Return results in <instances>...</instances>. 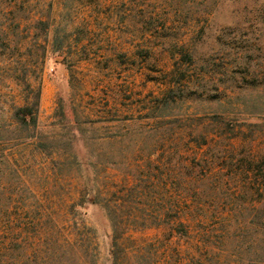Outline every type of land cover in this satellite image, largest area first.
I'll use <instances>...</instances> for the list:
<instances>
[{"label": "rangeland", "instance_id": "1", "mask_svg": "<svg viewBox=\"0 0 264 264\" xmlns=\"http://www.w3.org/2000/svg\"><path fill=\"white\" fill-rule=\"evenodd\" d=\"M37 91L51 154L1 143L0 264L77 201L95 264H264V0H0V124Z\"/></svg>", "mask_w": 264, "mask_h": 264}, {"label": "trees", "instance_id": "2", "mask_svg": "<svg viewBox=\"0 0 264 264\" xmlns=\"http://www.w3.org/2000/svg\"><path fill=\"white\" fill-rule=\"evenodd\" d=\"M39 98L37 91L32 99L26 98L22 105L11 107L8 123L0 124V147L3 142H16L30 145L41 154H51L49 147L37 141L35 135ZM81 204L77 201L64 208L65 215L76 217L65 223L56 219H16L11 229L12 237L5 244L15 254V264H95L94 236L78 217L77 208ZM104 208L108 209L107 205ZM24 210L23 206L19 209L20 212ZM52 210L47 209V212L51 214ZM43 211L34 207L31 212Z\"/></svg>", "mask_w": 264, "mask_h": 264}]
</instances>
